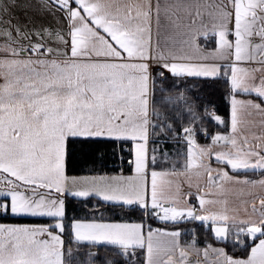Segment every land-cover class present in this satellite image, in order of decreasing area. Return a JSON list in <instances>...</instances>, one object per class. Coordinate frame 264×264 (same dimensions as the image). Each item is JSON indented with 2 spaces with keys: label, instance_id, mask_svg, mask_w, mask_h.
<instances>
[{
  "label": "snow or ice",
  "instance_id": "obj_1",
  "mask_svg": "<svg viewBox=\"0 0 264 264\" xmlns=\"http://www.w3.org/2000/svg\"><path fill=\"white\" fill-rule=\"evenodd\" d=\"M0 217L49 221L0 264H264V0H0Z\"/></svg>",
  "mask_w": 264,
  "mask_h": 264
},
{
  "label": "trees",
  "instance_id": "obj_2",
  "mask_svg": "<svg viewBox=\"0 0 264 264\" xmlns=\"http://www.w3.org/2000/svg\"><path fill=\"white\" fill-rule=\"evenodd\" d=\"M203 103L207 106L209 112L213 110L217 111V113L221 116H226L229 112V98L226 91V86L223 83V80L219 81L216 88L206 96ZM204 124L207 127L209 132H215L217 130L216 125L206 117L204 118ZM198 142H208L203 136L197 137ZM113 145L109 144L105 148L102 149L104 152L103 161L96 160L94 162L91 157H84L79 151V146H76V149L73 150V155L70 156L68 161V173L70 175H84L91 174L89 173V169L93 166L96 168L98 172L108 173V174H117L120 171L118 167L120 161L118 156L122 153H119L118 149L114 153ZM165 147L171 149L172 145L167 144ZM124 173H129V169L127 164L124 165L123 168ZM93 204L96 203L95 200L92 201ZM91 207L92 204L83 205L79 200L73 199L68 205L69 215L76 216H86L91 215ZM106 215H111V213H106ZM133 217H138L139 212L131 213ZM0 222L4 223H48L47 219L43 218H20V219H5L0 217ZM153 224V227L161 226L156 221H148ZM182 229H192L195 228L197 230L198 235H200L201 239L204 238L205 233L202 231L201 226L198 223H189L180 225ZM182 239H190L189 235H185Z\"/></svg>",
  "mask_w": 264,
  "mask_h": 264
},
{
  "label": "crops",
  "instance_id": "obj_3",
  "mask_svg": "<svg viewBox=\"0 0 264 264\" xmlns=\"http://www.w3.org/2000/svg\"><path fill=\"white\" fill-rule=\"evenodd\" d=\"M209 142V141H208ZM199 143H201V144H203V143H207V142H205V141H203V142H199ZM125 175H128V174H130V172L129 173H124Z\"/></svg>",
  "mask_w": 264,
  "mask_h": 264
}]
</instances>
